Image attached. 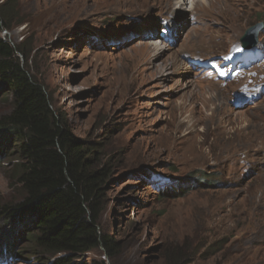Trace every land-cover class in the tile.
<instances>
[{
  "label": "rangeland",
  "instance_id": "374dc122",
  "mask_svg": "<svg viewBox=\"0 0 264 264\" xmlns=\"http://www.w3.org/2000/svg\"><path fill=\"white\" fill-rule=\"evenodd\" d=\"M113 1L0 0L2 36L109 172L100 232L113 248L71 264H264V28L257 47L241 45L264 24V0H209L193 12L177 9L183 0H139L140 10L100 14ZM75 4L93 16L73 15ZM163 42L170 50L153 62L180 67L158 78L137 60ZM12 100L0 91V118ZM7 148L0 264H53L63 256L32 257L30 218L5 214L23 197Z\"/></svg>",
  "mask_w": 264,
  "mask_h": 264
},
{
  "label": "trees",
  "instance_id": "16d2710c",
  "mask_svg": "<svg viewBox=\"0 0 264 264\" xmlns=\"http://www.w3.org/2000/svg\"><path fill=\"white\" fill-rule=\"evenodd\" d=\"M6 28L0 12V91L13 97L12 111L0 118V156L13 149L23 197L5 214L30 218L26 242L38 260L62 255L53 264H71L99 246L110 252L114 242L100 232L109 172L95 167L91 144L73 138L53 95L21 60L20 47L2 36Z\"/></svg>",
  "mask_w": 264,
  "mask_h": 264
},
{
  "label": "bare ground",
  "instance_id": "6f19581e",
  "mask_svg": "<svg viewBox=\"0 0 264 264\" xmlns=\"http://www.w3.org/2000/svg\"><path fill=\"white\" fill-rule=\"evenodd\" d=\"M160 1H163V0H145V3L149 4V5L151 4L153 6H158ZM171 1L172 0H167L166 2L170 4ZM180 3H182V4L179 5L177 7V9L182 10V11H186V12L187 11L193 12V10H195L197 8V6L200 4L206 5V6L211 4V2L209 0H188V1L183 0ZM72 4H74V3H72ZM139 4H140L139 0H114L113 3H111L108 7H105L103 9L104 11L101 12L100 9H97V13L99 11H100V14H108V13L109 14H111V13H113V14H126V13H131L133 11L140 10ZM79 5L75 4V5L70 6L69 9L73 15H78V16L80 15V16H84V17L91 16V15L93 16V12L90 13V11L86 7H82ZM188 5L190 8L187 7ZM58 11H60V10L58 9ZM183 14H184V12H183ZM165 24L169 25V23H165ZM170 24L172 26H175V28L177 27V29L179 30V26L177 23H176V25H174L175 24L174 22H171ZM147 34L150 35L149 33H147ZM152 35H154V34H152ZM173 35H174V33H173ZM209 41H213V37H210ZM168 50H170L169 44H164V42H163V46L161 47L157 43H152L151 45L146 47V53H144V54L139 53V57H138L137 62L139 64H141V66L149 65L150 68L154 69L152 71L154 73V75L157 76L158 78H162L165 75V73L168 71L169 67L170 68L173 67L175 69H178L180 67V63H178V62H174V63L169 65L168 59L163 60L160 64H156L155 62H153L155 57H159L161 54L165 53ZM166 75H168V74L166 73Z\"/></svg>",
  "mask_w": 264,
  "mask_h": 264
},
{
  "label": "water",
  "instance_id": "95a60500",
  "mask_svg": "<svg viewBox=\"0 0 264 264\" xmlns=\"http://www.w3.org/2000/svg\"><path fill=\"white\" fill-rule=\"evenodd\" d=\"M264 24L260 23L248 29L241 39V45L244 50H252L259 43V34L263 30Z\"/></svg>",
  "mask_w": 264,
  "mask_h": 264
}]
</instances>
